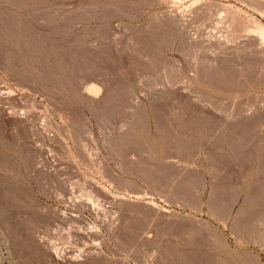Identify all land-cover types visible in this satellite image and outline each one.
Listing matches in <instances>:
<instances>
[{
	"label": "rangeland",
	"instance_id": "1",
	"mask_svg": "<svg viewBox=\"0 0 264 264\" xmlns=\"http://www.w3.org/2000/svg\"><path fill=\"white\" fill-rule=\"evenodd\" d=\"M0 264H264V0H0Z\"/></svg>",
	"mask_w": 264,
	"mask_h": 264
}]
</instances>
